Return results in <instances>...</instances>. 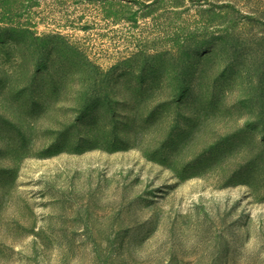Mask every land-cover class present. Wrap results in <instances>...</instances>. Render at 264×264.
<instances>
[{
  "label": "rangeland",
  "instance_id": "1",
  "mask_svg": "<svg viewBox=\"0 0 264 264\" xmlns=\"http://www.w3.org/2000/svg\"><path fill=\"white\" fill-rule=\"evenodd\" d=\"M0 264H264V0H0Z\"/></svg>",
  "mask_w": 264,
  "mask_h": 264
},
{
  "label": "trees",
  "instance_id": "2",
  "mask_svg": "<svg viewBox=\"0 0 264 264\" xmlns=\"http://www.w3.org/2000/svg\"><path fill=\"white\" fill-rule=\"evenodd\" d=\"M179 52H184V53H188V51L184 48V49H182V48H178V49H175L174 51H173V53H179ZM139 97H141L140 95H137V96H135V98H134V102H137V100L139 101ZM82 113V112H81Z\"/></svg>",
  "mask_w": 264,
  "mask_h": 264
}]
</instances>
